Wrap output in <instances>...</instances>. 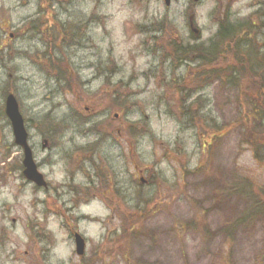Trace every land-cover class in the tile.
I'll list each match as a JSON object with an SVG mask.
<instances>
[{
    "label": "rangeland",
    "instance_id": "374dc122",
    "mask_svg": "<svg viewBox=\"0 0 264 264\" xmlns=\"http://www.w3.org/2000/svg\"><path fill=\"white\" fill-rule=\"evenodd\" d=\"M41 1L0 0V264H80L76 232L92 264H213L219 230L240 207L219 204L215 191L235 167L260 180L264 169L244 139L240 87L215 81L196 88L190 68L173 62L171 46H208L227 12L236 24L264 13V0H171L169 7L165 0L46 1L75 37L62 39L54 29L48 46L33 32L17 39L40 10L48 13ZM256 40L264 48V30ZM54 60L63 74L53 71ZM8 94L19 103L48 190L23 175V151L5 114ZM213 120L227 130L215 139L209 164L201 124ZM50 121L62 129L54 132ZM82 150L109 170L118 194L107 186L75 207L72 188L88 184L80 168L94 167ZM141 200L153 207L140 226L146 234L118 242L121 218ZM200 210L214 234L208 241L179 227ZM263 244L260 225L240 232L235 264H255Z\"/></svg>",
    "mask_w": 264,
    "mask_h": 264
},
{
    "label": "trees",
    "instance_id": "16d2710c",
    "mask_svg": "<svg viewBox=\"0 0 264 264\" xmlns=\"http://www.w3.org/2000/svg\"><path fill=\"white\" fill-rule=\"evenodd\" d=\"M50 1L56 0H47V2ZM48 13L51 16L48 15V21L45 24L38 19L34 20V22L30 21L27 27L29 29L34 27L38 31L37 34L40 35L41 33V36L45 39L43 41L47 43L49 42L46 38L52 39L54 34L52 31L54 29H60L58 33L60 38L63 39L68 34H71L69 36L71 38L74 34L71 33L72 30L69 29L68 34L64 35L54 19L56 17L51 14L53 13L52 10H49ZM230 18V13L227 12L225 19L219 23L217 35L211 39L208 46L184 47L172 43V60L175 64H186L188 69L190 68L188 74L196 88L210 85L215 81L225 85L240 87V104L244 110L241 119L246 122L244 139L252 151L255 163L264 169V48H261L258 40H256L260 30H264V13L256 12L248 19H245V21H238L236 24L232 23L229 20ZM56 38L57 36L54 35L53 39ZM74 39L75 37L71 38L70 41ZM64 40L66 41V39ZM61 62L54 60L51 63H54V72L63 74L60 68ZM47 70L51 72L48 68ZM184 83L185 81H183ZM182 108L185 110L184 105H182ZM196 116L199 118V113ZM50 125L54 132L60 131L63 127L62 122L50 121ZM201 125L205 126L207 130L204 137H208V140L203 143L202 154H207L206 159H209L208 163L210 164L214 151L211 150L212 145L226 128L220 127L214 120L211 125H206L205 123ZM99 126L102 129L104 128L102 124ZM249 126L251 127L248 128ZM82 152L88 156L85 158L87 164L90 162L94 167H90L91 171L85 169L86 167L80 168L86 174L88 184L79 188H72L74 193L77 194V202L73 200L72 203L75 207L81 202L86 204L100 195L103 196L108 191L107 186L109 190H113L118 194L117 190L113 188L109 170L108 172H103L104 167L92 158L93 152L91 150L89 152L88 150H82ZM189 172L194 174L196 171H187V175L190 174ZM204 172L203 170L202 173ZM90 173L94 175H90ZM209 175L210 173H206L207 177ZM222 185L214 193L215 200L219 204L233 202L240 207L233 210L231 216L219 230L218 234L223 241L213 264H235L236 236L240 232L248 233L254 230L257 225H260L264 230V180L255 177L252 171H244L235 167L229 180ZM133 208L132 214L121 218L122 226L120 233H118L120 234L117 237L118 242L129 240L138 236V234H146L140 226H142V222L151 212L152 204L141 200ZM201 214L203 215L204 213L200 210L193 221L185 222L179 227L182 232L185 230L193 231L199 234L204 241H208L211 237H214V234L207 224H203ZM179 227L177 226L176 228L179 229ZM125 251L123 252L125 260L130 261V251L129 249ZM92 262L93 260L89 261L83 257L80 264H92ZM255 264H264V244L260 254L256 257Z\"/></svg>",
    "mask_w": 264,
    "mask_h": 264
},
{
    "label": "water",
    "instance_id": "95a60500",
    "mask_svg": "<svg viewBox=\"0 0 264 264\" xmlns=\"http://www.w3.org/2000/svg\"><path fill=\"white\" fill-rule=\"evenodd\" d=\"M198 3L201 0H190ZM167 6L171 4V0H165ZM5 114L11 123L14 142L23 151V166L25 178L40 188H47V182L43 174L38 170L35 163L33 151L29 145V134L27 132L24 118L20 112L19 104L13 94L7 96L5 101ZM75 245L78 256H84L86 253V241L79 233L75 234Z\"/></svg>",
    "mask_w": 264,
    "mask_h": 264
},
{
    "label": "flooded vegetation",
    "instance_id": "af4514ba",
    "mask_svg": "<svg viewBox=\"0 0 264 264\" xmlns=\"http://www.w3.org/2000/svg\"><path fill=\"white\" fill-rule=\"evenodd\" d=\"M46 1H47V0H45V3H42V1H41V4L46 5V6L48 7V12H49V10L52 9V6L47 5V4H46V3H47ZM52 12H53V11H52ZM42 13H44L45 15H49V13H46L45 11H41V10H40L39 14H37V15H38V18H36V19H34V20H38V19L43 20V19H41V18L43 17V14H42ZM51 14H53V13H51ZM39 16H41V17H39ZM49 16H51V15H49ZM44 19H45V18H44ZM46 19H47V21H48V16L46 17ZM34 20H31V21L34 22ZM47 21L43 22V24H45ZM27 24H28V23H27ZM27 24L22 28L21 31H19V32H22V35H19V34H18L17 39H20V37H22V36L28 34V32H33V33L37 34L38 31H37L34 27H32L31 29H29V28L27 27ZM61 26H62V27H61ZM69 27H70V25H69L66 21H64V22L60 25L59 28H61L62 33H63L64 35H66V34H68ZM43 31H44V30H43ZM40 35H41V33H40ZM9 36H10L11 39H14V37H15L14 34H10ZM43 39H44V38H43ZM44 40H45V39H44ZM45 44H46V46H48V43H45ZM22 168H23V162H22Z\"/></svg>",
    "mask_w": 264,
    "mask_h": 264
}]
</instances>
